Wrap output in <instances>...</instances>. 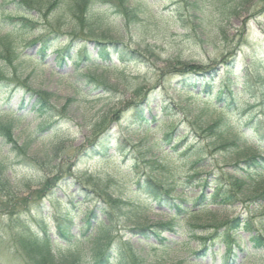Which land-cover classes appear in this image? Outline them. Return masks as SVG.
<instances>
[{
  "label": "rangeland",
  "instance_id": "1",
  "mask_svg": "<svg viewBox=\"0 0 264 264\" xmlns=\"http://www.w3.org/2000/svg\"><path fill=\"white\" fill-rule=\"evenodd\" d=\"M70 1L57 0L53 6L56 7L55 10L44 9L39 26L41 32L48 31L47 27H49L70 36L68 32L78 24L79 36L89 40L87 24L92 28L97 25L98 29H93L98 31V35H103L99 38L100 42L122 43L128 49L139 52L140 57L138 61L125 66L114 60L113 68L97 70L98 74L103 73L108 78L107 89L97 92L83 86L81 76L85 72L81 73L73 61L66 60V67H58L57 49L49 50L45 61H40L38 57L37 62L24 63L23 66L30 75L25 74L19 86L21 88L27 86L33 91L50 95L47 105L51 112L47 119L39 118L33 112L37 104L25 93L0 95V125L10 126L18 146L25 147L29 154L28 161L18 152H11L12 147L4 146L0 141V161L3 162L6 176L11 179L12 185L10 192L0 193V264H26L25 256L16 242L18 233L26 226L23 220L29 225L34 223L37 215L45 217L46 231L52 240L53 237L58 240L55 230L56 220L53 217L57 208H53L52 203L56 198L63 199L65 193L55 185L48 192L55 196L41 194L45 182L52 181L56 177L66 181L72 179L80 181L82 185L95 191L96 194L88 201L85 200L87 203L79 197L76 203L80 204L77 209L81 213L87 211L89 202L102 205L107 201L109 204L105 205V208L116 219L112 222L116 236L115 244L117 247H123L127 255L129 254L127 245H130L142 257L145 264H264V251L253 248L248 242L247 234H239L244 242L239 241L234 234L233 240H238L240 248L233 247L229 259L225 257L227 247L219 243V240L213 242L214 244L208 243V238L216 229L214 227L224 226L227 221L237 217H255L257 227L264 234V225L259 224L260 221H264V202L252 205L243 199L234 207L209 206L205 210H199L198 215L194 217L185 215L175 220L171 214L160 209L149 196L135 192L132 182L137 178L131 163L123 162V154L118 146H111L106 157L100 154L101 152L84 151L89 141L91 142L106 129L116 139L124 137L129 142L127 147H124L125 150L127 149L125 152L133 147H139L138 142L146 135L157 133L163 128L160 120L151 124V130L146 132V128L138 129L133 122L127 124L124 120L122 124H118L121 119L116 117L118 111H125L129 104L152 97L155 102L151 111L144 113V117L149 121L152 117H156L162 106L172 105L171 110L173 109L174 113L172 123L187 140L179 149L166 147L156 155V159L162 164L152 168L155 176L163 174L164 169L171 170L183 179L193 174L203 177L211 171L232 175L230 167L236 161L235 155L220 148L210 147L212 138L208 136V132L203 131L221 118V114L215 110L216 101L209 98L210 104H203V96L201 99L197 97L200 87L195 94H192L193 90L183 88L182 84H179L183 78L176 72V68L169 67L180 63L219 71L222 69L218 65L221 53L219 50L223 49L224 44H221L220 49L216 51L202 46L195 36L196 32L195 34L191 32L192 27H196L198 23L197 20L189 18L191 13L187 0H130L135 8L134 20L127 19L122 15L124 12H120L115 5L95 1L91 5L86 4L78 15H75L71 10L73 5ZM255 5L257 7L255 12L264 9V2H256ZM252 9H249L251 11L248 12L249 14L233 20L228 27L229 36L233 38L236 36L239 42L245 39L248 45L255 49L260 48L259 52H252V48L239 57L240 63L234 76L239 83L236 88L239 93L238 107L233 114L224 116L234 134L237 129L241 132L250 130V134L254 133L255 125L251 128L247 127L253 117L256 119L255 124L264 121L262 114L264 111L262 96L264 95V10L257 15L254 14V8ZM251 14L254 16L250 19L248 17ZM78 17L82 22H73ZM180 19L185 21L183 26L189 28L187 33L190 38L184 39L185 33L181 28ZM58 20L67 23L68 26L58 27L56 24ZM185 40L187 44H184ZM188 41L192 46L189 50ZM87 46L92 61L101 65V61L96 59L97 52L93 46L90 44ZM77 49L75 45L73 51ZM20 52L30 56L34 54L35 49H20ZM225 76L221 70L216 81L217 88L222 85ZM21 97L24 105H20ZM165 121L168 124L170 122L168 119ZM259 127L260 133L264 131V122ZM126 129L132 130L126 132ZM224 134L221 137L226 139V132ZM256 143H260L259 138L251 140L247 146L257 154ZM187 146L192 149L189 153L183 150ZM258 154L264 157L263 152ZM203 156L207 160L206 168H203V162L200 164L202 167L196 166V159L203 160ZM112 159L114 161L110 163ZM198 167H200L198 171L194 170ZM184 187H186L185 193L177 190L174 196L181 199L196 197L195 187L190 185ZM108 196L118 200L116 208L119 209L114 207ZM39 205L44 209H40ZM82 218L81 214L73 218L71 234H79L83 228ZM102 221L108 224L104 217ZM161 222L173 223V232L164 231L160 234V237L166 240V248L157 244V234L156 237L151 233L148 235L149 240H144L129 232L134 226H151ZM190 224L193 225L191 229L193 233L188 234ZM86 247L89 249L90 246ZM89 251L86 250L88 261L92 260Z\"/></svg>",
  "mask_w": 264,
  "mask_h": 264
},
{
  "label": "trees",
  "instance_id": "2",
  "mask_svg": "<svg viewBox=\"0 0 264 264\" xmlns=\"http://www.w3.org/2000/svg\"><path fill=\"white\" fill-rule=\"evenodd\" d=\"M0 1V95L25 93V95L35 100L37 107L33 112L39 118L47 119L49 117L51 110L47 105V100L50 95L33 91L27 86H22V88L19 86V82L21 79L23 80L25 74L30 75L29 71L24 68V63L37 62L38 57L40 61H45L47 52L57 49L56 62L58 67H66V60L73 61L81 73L85 72L81 76L83 78V86L92 88L93 91L97 92L99 90L105 91L108 87V78L103 73L98 74L97 70L100 68L106 70L113 68L114 60L125 66L133 61H138L140 57L139 52L128 49L122 43L111 42L106 44L100 42L99 38L103 35H98V31L93 29H98L97 25L92 28L90 24H87L90 35L89 40L79 36L78 24L68 32L70 36L61 34L55 28L49 27H47L48 31H44L45 33L41 32L39 26L43 18V11L45 8L55 10L56 7L54 8L53 6L57 0ZM93 1L115 5L120 12H124L122 15L126 16L127 19H136L135 8L130 0H71L70 4L73 5V9H71L73 14L78 15V12L86 4L87 6L88 4L91 5ZM187 1L189 12L191 13L189 18L194 21L197 20L198 23L196 27H192L191 32L194 34L196 32L195 36L199 39L202 46L216 51L220 49L219 46L221 44H224L223 49L219 50L221 53L218 60V65L222 69L218 71L208 67L180 63L169 67L176 68V72L181 74L183 78V80L179 81V84H182L183 88L193 90L192 94H195V91L200 87L197 97L201 99L203 96V104L211 102L209 98H213L216 101L218 108L215 107V110L221 114V118L212 123L210 128L203 129V131L205 133L208 132V136L212 138L210 147L220 148L222 151L225 150L235 155L236 161L230 167L233 174L228 175L223 172L218 174L215 171H211L203 177L193 174L183 179L171 170L164 169V177L163 174L155 176L152 168L162 164L156 159V155L166 147L179 149L186 144L187 140L186 136H183L179 132L180 130L176 129L177 126L172 123L174 118L173 109L171 110V107L173 108L172 105L162 106L156 117H152L149 121L144 117V113L150 112L152 104L155 102L152 97L129 104L126 106L125 111H118L116 115V117L121 119L118 124H122L124 120L127 124L133 122L138 129L146 128V132L151 130L150 125L155 124L158 120L163 124V128L154 135L143 137L138 142L140 144L139 147H133L128 152H125L127 149L125 150L124 147H127L129 142L124 137L116 139L106 129L91 142L89 141V144L84 149L86 152H101L100 154L106 157L110 146H118L123 154V162L128 161V163H131V168L135 178H137L134 182L130 179L135 192L149 196L152 201L157 203L160 209L171 214L175 220L185 215L194 217L198 215L199 210H205L209 206L234 207L243 199H246L252 205L264 202V157L258 154V152L264 153V131L260 133L258 130L264 121L261 124H255L256 119L253 117L252 121L247 124V127L250 128L255 125V134H250V130L241 132L240 129H237L234 134L231 132L233 130L230 123L224 118V116L233 114L238 107L239 93L236 88L239 83L234 76L238 69L237 65L240 63V55L252 50V48V52L260 51V48L256 47L255 49V47L248 45L245 39L239 42L236 36L235 38L229 36L228 27L233 20L240 19L244 14H249L251 12L250 8L251 10L254 8V14L260 15L264 9L262 8L260 11L255 12L257 9L255 3L264 2V0ZM144 5H146L145 2ZM129 14H132V16H129ZM254 14H251L248 18H253ZM180 21L181 28L185 33L184 39L190 38L189 33H187L189 28L183 26L185 21L182 19ZM73 22L79 23L82 22V19L78 17ZM56 24L61 28L68 26L67 23L64 24L59 20ZM184 42V44H187V40ZM88 44L92 45L95 52H97L96 59L101 61V65H97L92 61V55L87 51ZM54 45L55 47H53ZM75 45L78 49L74 52ZM188 45L187 49H192L189 41ZM30 48L35 49L33 55L29 56L24 52H20V49L26 50ZM110 49L111 51H109ZM221 70L226 76L222 80V85L217 88L216 81ZM216 73L217 79H215ZM262 96L264 97V95ZM20 100V105H24L23 97ZM250 109L252 108L250 107ZM262 114L264 116V111ZM165 119L170 120L169 124L166 121L164 122ZM131 130L126 129L125 131L129 132ZM12 131L10 126L0 125V141L3 142L1 144L12 147L11 152H18L29 161L28 150L25 147L18 146ZM225 132L226 139H223L221 136H224ZM227 134L231 135L227 136ZM256 134L258 135L256 136ZM257 138L260 139V143H256L258 144L255 146L257 147L256 154L252 149L248 148L247 144L253 139L257 140ZM183 150L189 153L192 149L187 146ZM205 158L203 156V160L196 159V166H201L200 164L203 162V168H206L208 164H206L207 160ZM34 161L37 163V159ZM113 161L114 159L110 163H113ZM199 168L194 170L198 171ZM73 180L66 181L56 177L52 181H46L41 190L42 195L44 193L48 194L50 189L57 185L56 187L65 193L63 199L56 198L52 203V207L57 208L56 212L53 213V217L56 220L55 230L58 240H55L54 237L52 240L50 234L46 231L45 217L37 215L34 223L29 225L23 220L26 226L18 233L16 242L25 256L26 264H145L142 257L130 245H127L130 254L127 255L122 249L123 247H117L115 244L116 236L112 222L116 219L105 208V205L109 204L107 201H104L102 205L89 202V208L83 213L77 209L79 203L76 202H78L79 197H82L84 201H88L96 193L88 186L82 185L80 181ZM184 185L195 187L197 189L196 197L193 199L175 197L174 194L177 190L185 193L186 187ZM11 186V179L6 176V168L3 162L0 161V193L10 192ZM50 194L55 196L51 192ZM108 199L116 208L118 200H113L109 196ZM80 203L83 204V202ZM39 207L44 209L42 205H39ZM78 214L83 215V228H81L78 235H73L71 234L72 220ZM102 217L107 220L108 224H104ZM254 219L255 217L250 216L249 218L237 217L227 221L224 226L214 227L216 229L208 238V243L214 244L219 240V243L227 247L225 257L229 259L234 250L233 247L240 248L238 240L244 242L239 237L240 233H244L248 235V242L253 248L264 251V234L257 227ZM259 224L261 226L262 224L264 225V221H260ZM188 228V234L193 233L191 231L193 225H188ZM164 231L173 232V223L161 222L151 226L140 225L134 226V228L129 230L133 236H139L144 240H149L148 235L151 233L155 236L157 234V244L166 248V240L160 237V234ZM234 234L237 235V241L233 240ZM88 245L90 246L89 249L86 247ZM86 250H90L89 253L92 255V260L90 261L87 260ZM197 256H202V254H197Z\"/></svg>",
  "mask_w": 264,
  "mask_h": 264
}]
</instances>
